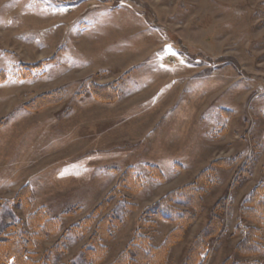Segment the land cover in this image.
Instances as JSON below:
<instances>
[{
    "label": "rangeland",
    "instance_id": "374dc122",
    "mask_svg": "<svg viewBox=\"0 0 264 264\" xmlns=\"http://www.w3.org/2000/svg\"><path fill=\"white\" fill-rule=\"evenodd\" d=\"M0 72V230L21 221L29 232L39 209L58 222L35 241L34 264H91L82 252L95 224L84 235L72 228L128 169L140 189L120 190L97 215L120 220L101 240L98 264H113L130 245L160 246L177 224L142 216L173 192L174 216H193L177 190L216 161L227 163L207 188L197 183L201 210L164 264H184L216 205L223 230L200 261L242 259L240 210L264 186V0H0ZM102 86L114 101L87 95ZM56 91L60 102L28 111ZM21 191L25 209L14 201ZM248 259L264 264L262 255Z\"/></svg>",
    "mask_w": 264,
    "mask_h": 264
},
{
    "label": "trees",
    "instance_id": "16d2710c",
    "mask_svg": "<svg viewBox=\"0 0 264 264\" xmlns=\"http://www.w3.org/2000/svg\"><path fill=\"white\" fill-rule=\"evenodd\" d=\"M46 62L42 61L34 65H26L21 70L19 77H27L32 71L41 69ZM5 79L6 74L0 72V83L5 81ZM87 95L100 101H114L116 99L114 90H111L109 86L92 87ZM61 100V93L56 91L36 97L33 100V105L27 108H29L28 111H34L39 109L40 106L48 105L47 103L60 102ZM225 163L227 162H214L213 166L208 167L196 177L193 185L177 190L181 194L180 198L187 200V206L193 209V216L186 213L187 211L183 212L181 217L174 216V210L171 208V202L175 197L174 192L160 199L151 208H148L142 216L141 221H144L143 219L146 217V221L150 217L159 220L164 219L166 221H174L177 227L170 231L163 243L156 248L152 247L144 251L138 244L128 246L113 264H164L169 249L178 242L183 241L188 229L193 225L197 214L201 210L203 204L202 197L205 192L202 189H196L197 183H203L207 188V182H210L208 180L215 179L213 176L215 166L222 167ZM149 170L156 180L163 181L164 178L156 167H150ZM139 189V177L131 169L126 170L119 178L113 191L107 195L109 198L104 199L89 216L83 218L72 228L73 232L77 235L79 233L84 235L95 224L94 231L89 237L92 247L86 248L82 252V258L86 262L98 264L102 261L106 254V249L101 245V240L110 239L113 232L120 227V220L118 218L105 216L96 222L97 215L105 210L111 197L119 195L120 190L136 192ZM28 198V192L18 194L14 200L15 205L21 209L27 208L29 206ZM222 211V207L219 205L215 206L206 226L194 240L184 264H202L200 258L205 255L203 250L206 244L219 237L222 233ZM240 220L241 225L237 229L240 240L235 247V251L242 259L231 264H263L260 261L249 260L248 258L258 255L264 256V186H257L251 192L244 207L240 210ZM243 222H247L250 225L247 226ZM26 225L29 228V232L25 230L24 224L21 221L8 224L0 230V264H34L31 250L34 248L35 241L54 234L58 228V222L55 219H50L43 209H39L33 215H30L26 221ZM224 264L229 263L225 262Z\"/></svg>",
    "mask_w": 264,
    "mask_h": 264
}]
</instances>
